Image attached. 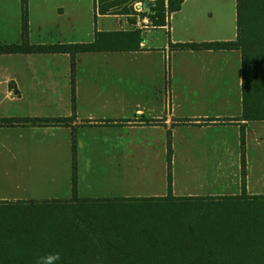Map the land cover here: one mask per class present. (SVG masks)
Returning <instances> with one entry per match:
<instances>
[{"label": "crops", "instance_id": "1", "mask_svg": "<svg viewBox=\"0 0 264 264\" xmlns=\"http://www.w3.org/2000/svg\"><path fill=\"white\" fill-rule=\"evenodd\" d=\"M116 10L100 15L97 0H28L31 45L92 44L96 33L118 36L102 38L101 45L109 51L75 55L73 83L68 54L0 55V120L20 121L0 125V142L8 140L0 143V153L8 151L17 160L14 165L28 172L34 166L50 167L53 158L66 195L47 200H68L74 137L78 197L83 169L104 165L114 174H143L139 175L143 176L142 189L151 192L119 198H161L168 194L170 144L173 197L177 196L175 174L219 178L227 175V168V181L233 186L229 189L234 191L202 197H236L242 191L240 132L244 128L245 193L264 196L259 193L264 190V121L239 120V50L170 48L176 44L234 42L236 0H183L179 11L166 14L163 27L137 16L134 21L140 40L134 51L127 48L124 34L135 31L130 20L136 15L112 13ZM3 15L6 22L2 29ZM1 31L15 32L18 39L0 44L20 43V0H0ZM32 119L67 121L33 125L27 122Z\"/></svg>", "mask_w": 264, "mask_h": 264}, {"label": "trees", "instance_id": "2", "mask_svg": "<svg viewBox=\"0 0 264 264\" xmlns=\"http://www.w3.org/2000/svg\"><path fill=\"white\" fill-rule=\"evenodd\" d=\"M98 13L105 15L110 13V9L118 8L125 3V0H97ZM145 1V0H144ZM144 1H141L142 3ZM131 8L123 11H112L114 14L139 15L142 19L147 17L153 25L163 27L165 25L166 14H171L180 10L183 0H155V6L150 13L137 14L132 5L136 0H131ZM21 7V33L20 43L12 45L0 44V55L9 54H68L71 59V77L74 79L75 55L78 53H94L109 51L101 45V40L106 36H118L116 34L96 33L95 42L92 44L80 45H31L28 40V0H20ZM131 24H135L133 19ZM131 51L138 48L139 32L132 31L125 33ZM170 48L175 51L182 50H239L241 55V94H242V114L240 121L254 122L264 121V0H236V40L234 42L223 43H203V44H176ZM107 49V50H106ZM127 49V50H128ZM73 93V89H72ZM72 102H74L72 94ZM64 119L41 120L32 119L27 121L31 124H57L66 122ZM20 121L0 120V125L9 126L10 123ZM26 122V123H27ZM72 189L71 198L68 200H44L40 203L34 202H7L0 201L2 209H28L49 207L51 209L64 210L70 212L73 219L69 232H59L60 236L42 238L30 237L28 239L5 237L0 234V264H43L48 259L49 264H264V248L251 247L254 242L255 231L248 226L241 224L238 220L235 228L212 229L208 233L185 231L183 241L186 248L178 249L174 253L161 254V252H131L121 246H113L107 238L100 235L96 228L88 222V219L78 214L77 208H89L92 205L102 204H132L146 203H171V204H198L200 207L209 204H225L231 212H238L239 209H248L254 206H264V196H248L245 193L246 163H245V133L244 128L240 132L241 149V195L236 197H184L175 198L171 192V150L168 144L167 153V182L168 194L161 198H113V199H84L77 196V167H76V143L72 141ZM206 202V203H205ZM189 206V205H188ZM86 210V209H84ZM220 210V209H219ZM219 212V211H218ZM237 217V215H235ZM239 219V218H238ZM229 220L234 218L229 216ZM240 220V219H239ZM212 223V222H210ZM238 225H242L241 229ZM213 226V225H212ZM204 236H203V235ZM209 237H207L208 235ZM7 236H9L7 234ZM207 239L206 238H210ZM235 244L237 247L233 251L225 254L221 246H202L206 242L216 245L217 241ZM18 242L20 244H18ZM14 244L16 246H10ZM55 255L59 259H49ZM219 258V259H217ZM226 258L229 261H226ZM219 260V261H218ZM221 260V261H220ZM224 260V261H222Z\"/></svg>", "mask_w": 264, "mask_h": 264}, {"label": "rangeland", "instance_id": "3", "mask_svg": "<svg viewBox=\"0 0 264 264\" xmlns=\"http://www.w3.org/2000/svg\"><path fill=\"white\" fill-rule=\"evenodd\" d=\"M141 1L144 0H136L132 8L134 9L135 5L141 3ZM130 3L133 2H131V0H125V3L120 5L117 9L120 11L127 8L129 9L131 6ZM141 13L142 12L137 14ZM137 16L139 15H136V18L133 17V20H137ZM1 21L3 22V29L6 22L4 15ZM10 23L11 26L9 29L12 31L13 25L12 22ZM143 25L144 24L141 23L140 27ZM147 26H149V24H147ZM138 27L137 23H135V26H132L131 29L137 31ZM14 34L15 32L6 34V32L1 31L0 41L11 43L14 39H18V36L15 38ZM0 143H8V140H4ZM12 157L6 150H2L0 153V201H29L40 203L55 196L61 197L63 194L66 195V191H61V184L59 182V175L61 174H59V166L57 163H54L53 158L50 160V167L38 168L34 166L31 172H28L27 168L18 169L14 165L17 160L14 156ZM47 161V159H44V162ZM104 162L105 159H103L102 163ZM251 162L252 161H250V163ZM228 174V168L227 175L219 178L177 173L173 176V181L177 186V190H175L177 196L175 198H184L181 196L186 195L201 197L227 195V193L234 191L229 189L233 186L228 184L227 180L230 178ZM139 175L143 174L110 173L104 165L103 167H94L93 169H83V173L80 175L79 197L113 199L150 195L151 192L142 189L144 184L140 179L143 176ZM53 178H55L54 182L51 180ZM201 178H203V180L207 178L216 180L209 181L208 183L196 181ZM201 186H207L209 189L203 190ZM262 186L264 187V183ZM62 187L64 186L62 185ZM180 187H188V190H179ZM164 192L166 193V191ZM156 193L159 194L161 192L158 191ZM259 193L264 194V190ZM76 208L80 217H86L88 222L96 228V231H98L100 235H103L104 238H107L111 245L115 247L121 246L126 249L129 248L131 252H161V254L166 255L167 253H174L178 251V249L186 248L183 241V234H186L185 231H189V236H192L191 234L193 231L196 234H201L204 231L208 233V231L212 229L221 230L235 228L236 226L234 225L236 224H230L226 227H224V225L235 223L236 220L255 231V239H253L254 242L251 244V247L264 248V206L249 207L246 210L239 209L238 212L228 211V209L232 208L227 207L225 204L222 206L218 204H209L200 207L198 204H152L146 202H140L139 204H132L129 206L124 204H102L92 205L89 206V208ZM70 214V212L67 213L64 212V210L51 209L49 207L28 208L25 210L2 209L0 210V234L8 237V239L10 235L23 239H28L30 237H37L38 239L43 236L55 238V236H60L59 232L65 233L72 231V229L68 228L73 219V216ZM235 215H237V217ZM229 216L234 218V220L230 221ZM238 226L244 229L242 225ZM7 234L9 236H7ZM207 237H209V235ZM211 238L210 236V238H206V240ZM216 241V245H212V243L205 241L202 246H229L228 248H224L225 254H233L229 252L233 251L231 249L237 247L235 244ZM18 244L20 243L18 242ZM8 245L16 246L14 244ZM226 261H229V259L226 258Z\"/></svg>", "mask_w": 264, "mask_h": 264}, {"label": "water", "instance_id": "4", "mask_svg": "<svg viewBox=\"0 0 264 264\" xmlns=\"http://www.w3.org/2000/svg\"><path fill=\"white\" fill-rule=\"evenodd\" d=\"M154 6H155V2L154 1H147V2H144L142 4V10L145 13H149L151 8H153Z\"/></svg>", "mask_w": 264, "mask_h": 264}, {"label": "clouds", "instance_id": "5", "mask_svg": "<svg viewBox=\"0 0 264 264\" xmlns=\"http://www.w3.org/2000/svg\"><path fill=\"white\" fill-rule=\"evenodd\" d=\"M49 259H59V256H58V255H55L54 257H51V258H49ZM43 264H49V260L46 259V260L43 262Z\"/></svg>", "mask_w": 264, "mask_h": 264}, {"label": "built area", "instance_id": "6", "mask_svg": "<svg viewBox=\"0 0 264 264\" xmlns=\"http://www.w3.org/2000/svg\"><path fill=\"white\" fill-rule=\"evenodd\" d=\"M137 11H138V13L143 12V10H142V2L138 4Z\"/></svg>", "mask_w": 264, "mask_h": 264}]
</instances>
